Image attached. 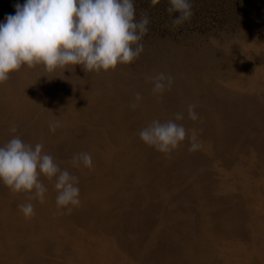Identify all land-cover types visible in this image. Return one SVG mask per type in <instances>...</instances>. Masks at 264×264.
<instances>
[{
  "label": "rangeland",
  "instance_id": "rangeland-1",
  "mask_svg": "<svg viewBox=\"0 0 264 264\" xmlns=\"http://www.w3.org/2000/svg\"><path fill=\"white\" fill-rule=\"evenodd\" d=\"M25 2L0 0V23ZM190 3V20L173 29L168 0H134L136 19L150 22L131 64L23 65L0 84V145L13 135L42 142L79 178L81 201L58 214L41 177L45 202L31 201L25 218L27 194L0 183V264H264V0ZM160 72L173 84L156 96L148 78ZM177 112L197 129L199 150L186 140L165 156L139 139ZM79 152L91 154L90 169L71 166Z\"/></svg>",
  "mask_w": 264,
  "mask_h": 264
},
{
  "label": "clouds",
  "instance_id": "clouds-1",
  "mask_svg": "<svg viewBox=\"0 0 264 264\" xmlns=\"http://www.w3.org/2000/svg\"><path fill=\"white\" fill-rule=\"evenodd\" d=\"M159 2L150 0V5ZM168 4L167 13L178 14L171 19L173 29L193 15L190 0H168ZM149 22L146 14L136 19L134 0H26L23 5L16 4L15 15H7L5 22L0 23V84L23 65H42L47 72L80 65L87 73H99L131 64L144 51L141 41ZM148 79L156 96H162L173 84V77L163 72ZM141 99V94L135 93V102L129 107L136 109ZM195 108V104L187 106V118L194 122L200 119ZM184 119L182 112L163 122L153 119L139 131V139L165 156H170L186 140L189 152H195L201 147L198 131L177 123ZM60 126L59 121L50 123L49 131L55 133ZM9 132L16 133L17 125L13 123ZM70 163L74 168L82 165L90 169L92 156L79 152ZM41 177L53 183L58 214H71L80 205L79 178L67 168L62 169L44 151L42 142L33 145L13 135L0 145V183L13 193L27 194L28 202L18 205L25 218L35 214L31 201L45 202L48 189Z\"/></svg>",
  "mask_w": 264,
  "mask_h": 264
}]
</instances>
